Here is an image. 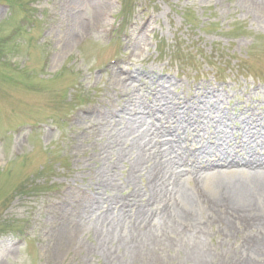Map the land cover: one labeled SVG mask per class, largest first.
<instances>
[{
  "label": "rangeland",
  "instance_id": "obj_1",
  "mask_svg": "<svg viewBox=\"0 0 264 264\" xmlns=\"http://www.w3.org/2000/svg\"><path fill=\"white\" fill-rule=\"evenodd\" d=\"M66 2L0 0V264L113 263L96 249L97 222L76 237L74 205L88 192L99 147L91 111L106 108L107 94L116 99L110 87L126 69L157 72L172 82L164 90L184 100L214 88L229 98L223 108L264 114L254 90H264V9L245 0H86L85 19L95 4H108L104 29L70 41ZM136 92L145 99L150 90ZM224 130L219 136L232 141L248 138L234 125ZM176 132L187 143L204 136L194 128ZM125 176L115 169L119 201L128 193ZM242 241L207 236L206 264H235L230 257L235 248L242 254ZM187 255L168 245L156 250L154 264H186Z\"/></svg>",
  "mask_w": 264,
  "mask_h": 264
},
{
  "label": "bare ground",
  "instance_id": "obj_2",
  "mask_svg": "<svg viewBox=\"0 0 264 264\" xmlns=\"http://www.w3.org/2000/svg\"><path fill=\"white\" fill-rule=\"evenodd\" d=\"M85 1L66 2L64 11L72 24L70 41L104 29L108 4H95L85 19ZM245 1L264 9V0ZM115 78L119 83L110 91H115L116 99L107 94L108 100L101 101L106 108L101 105L91 111L96 115L91 125H97L99 147L90 158L88 192L75 199L76 237L90 234L92 222H97L100 244L96 249L112 264H154L156 250L168 245L188 254L186 264H206L207 236L240 235L242 254L235 248L230 260L264 264V114L223 108L229 98L214 88L181 99L164 90L171 80L153 70L126 69ZM139 89L150 90L152 98L143 99L136 92ZM254 90L264 99V90ZM160 120L173 121L176 127L164 128ZM232 125L248 138L238 136L233 142L219 136ZM179 128L204 131L196 152L181 140ZM187 158L193 160L190 168L183 165ZM119 166L126 174L123 189L128 193L114 214L112 209L120 202L116 193L122 189L113 181ZM136 179H144L143 184L137 187Z\"/></svg>",
  "mask_w": 264,
  "mask_h": 264
}]
</instances>
